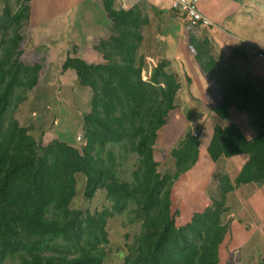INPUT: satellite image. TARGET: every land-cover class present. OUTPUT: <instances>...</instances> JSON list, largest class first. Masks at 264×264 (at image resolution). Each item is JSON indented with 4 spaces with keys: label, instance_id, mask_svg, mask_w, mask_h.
<instances>
[{
    "label": "trees",
    "instance_id": "16d2710c",
    "mask_svg": "<svg viewBox=\"0 0 264 264\" xmlns=\"http://www.w3.org/2000/svg\"><path fill=\"white\" fill-rule=\"evenodd\" d=\"M115 1L101 0L110 27L94 50L104 63H86L72 45L61 64L62 73L73 71L77 85L90 91L81 142L74 146L58 138L38 145L27 127L7 116L38 86L43 65L24 62L30 0H14L15 10L11 0H0V264H103L108 220L123 213L128 223H139V229L126 244L122 264H236L230 255L223 262L220 258L223 218L230 212L227 197L234 192L223 168L212 174L210 204L178 223L181 210L172 209L173 191L198 162L199 138L187 129L169 153L175 168L160 170L154 147L176 108L180 84L164 60L143 79L145 55H139V46L149 21L137 7L116 8ZM197 29L192 25L188 29L195 61L219 91L212 114L225 121L234 108L247 116L256 132L253 139H246L234 123L215 125L206 147L208 158L218 164L247 156L246 166L262 186L264 83L236 65L250 56L246 47L233 49L221 64L208 35ZM107 145L136 154L131 181L117 176ZM76 175L84 178L85 200L91 201L101 190L110 206L94 212L71 209Z\"/></svg>",
    "mask_w": 264,
    "mask_h": 264
},
{
    "label": "crops",
    "instance_id": "0c3cea01",
    "mask_svg": "<svg viewBox=\"0 0 264 264\" xmlns=\"http://www.w3.org/2000/svg\"><path fill=\"white\" fill-rule=\"evenodd\" d=\"M246 1L248 0H200L199 11L213 21L214 27L207 30L200 28L197 30L206 33L215 49L223 55H229L233 49L242 45L243 42L246 43V50L250 55L248 58H253V61L257 62L253 68L255 72L248 71L254 76H258L264 83V54L262 56L257 54L260 50L264 51V39L261 41L260 38H255L260 40L262 44H254L247 39L249 36L253 37V32H258L260 29L250 19L251 13L249 12L248 15V11H242L247 5ZM115 7L123 9L137 7L141 14L147 17L149 24L142 28L144 39L139 46V55L144 54L147 59L151 57L155 65L159 61H166L168 71L176 74L180 84L176 108L171 112L167 123L161 128L158 141L154 147V153L155 150H159L160 153L169 155L177 142L174 140L191 127L189 126L190 123L196 128H201L204 118H210L211 106L218 100L219 94H217L216 89L212 91L210 84L195 61L196 50L189 43L188 29L190 23L172 10L170 0H116ZM33 11H39L36 13L43 17L44 26L51 25L53 30H71L78 33L73 44L77 48V57L89 64L104 63L102 55L94 50V46L99 40L107 37L110 27V20L106 17L101 0H30V23L32 22L31 19H34L32 17ZM50 11L76 12L70 17L64 12L63 17H58L57 20L52 21L50 18L47 20ZM52 15L54 14L52 13ZM48 21L50 22L48 23ZM225 26L229 30L224 28ZM261 31H264L263 27ZM87 38L89 40H86ZM54 53L53 46H50V57ZM65 57L60 62V68ZM65 73L71 74L69 71ZM186 109L195 113L191 120L189 116L184 114ZM229 114L230 123L228 124L211 119L213 123L211 134L215 125L224 127L234 123L240 128L246 139L255 137L256 132L248 125L244 113L230 108ZM177 122H179L178 125ZM179 131L181 132L179 133ZM191 131L193 135H197L199 138V152L202 148L206 154L203 153L204 157L198 159L193 173L195 174L202 169L205 172L209 168L208 162L212 164L206 153L211 134L207 133L206 140L201 145V131L198 132L195 128H192ZM247 158V156H236L212 165L214 169L223 168L228 174L234 186V192L228 195L227 204L232 206L238 202L240 211L237 216H240L244 223L251 226L250 229H246L241 224V219V222L234 220V218L231 219V237L228 240L230 251L241 254L249 252L250 249L254 250L255 248L257 250L258 248L259 254L264 260V184L258 185L253 178L246 166ZM193 173L183 175L180 180ZM202 178H198L196 182H201ZM236 180L242 182L237 184ZM232 197L236 198L235 202ZM207 201L205 207L211 202L209 198Z\"/></svg>",
    "mask_w": 264,
    "mask_h": 264
},
{
    "label": "rangeland",
    "instance_id": "374dc122",
    "mask_svg": "<svg viewBox=\"0 0 264 264\" xmlns=\"http://www.w3.org/2000/svg\"><path fill=\"white\" fill-rule=\"evenodd\" d=\"M246 2L248 6L246 5L245 10L242 11H248V15L250 12V19H252L260 29L258 32H253V37L249 36L246 38L254 44H262L261 41L264 39V31H261V28H264V0H248ZM11 7L13 10L16 9L14 0H11ZM36 12L39 11H33L32 17L34 19H31V23L29 20V24L25 30V40L23 43V49L25 50L24 62L29 64H42V75L38 86L26 93L27 98L25 101L19 103L17 106L13 105L7 116L16 119L21 126L27 127L28 133L37 139L38 145L45 144L52 138H58L70 145L78 146L81 142L79 139L81 140L82 138V115L88 111L90 91L77 85L73 71H69L71 74H68L65 72L62 73L60 70V62L75 43L74 40H76L78 33L71 30H53L51 25L44 26L43 17L39 16ZM58 12L59 11H50L47 20L50 18L52 21H55L58 17H63L64 12L70 17L71 14H74L76 11H60L59 14ZM52 13L54 15H52ZM49 22L50 21H48V23ZM224 28L229 30L227 26ZM83 35L85 36V33H83ZM255 38H260L261 41ZM86 40H89V38ZM246 45V43H242V46L247 47ZM50 46H53L55 50L52 57H50ZM214 54L218 57L221 64L226 63L225 57L228 55H223V53L217 49ZM144 58L145 66L142 77L147 78L155 63L151 57L149 59L146 57ZM256 63L257 62L253 61V58L236 61V65L240 72L248 70L255 72L253 68ZM256 77L259 78L258 76ZM210 87L212 91L216 89L217 94H219L218 89L213 84H210ZM16 93L18 95L22 94L19 90ZM184 112L187 117L189 116L190 120L192 116L194 117L195 113L189 111V109H186ZM209 116L210 118H204L201 128H196V126L191 123L189 124L191 127L188 129L195 128L198 132L201 131V145L204 140H206L207 133L209 135L211 134L210 132L213 126L211 119L217 121L212 112L209 113ZM245 119H247L246 116ZM220 122H223V124L230 123L229 120ZM178 124L179 122H177V125ZM180 132L181 131H179V133ZM181 134L174 140V142L177 141L174 147L182 136ZM105 151H111L113 154L117 176L126 181H131V171L137 159L136 154L127 152L126 148L120 145H107ZM203 153L201 148L199 158L206 155L205 153L203 155ZM102 155L104 157L105 152H103ZM154 159L159 163L161 171L165 170L167 167L175 168V164L170 160L169 155L163 152L160 153L159 150H155ZM208 167L209 168H207L205 172L202 169L195 174L192 169V172L189 171L188 173H193L194 175L188 174L189 177L179 180L174 187L172 209L178 206L181 210L178 219L179 224H183L192 212L202 210L208 202L207 191L211 186L214 187L211 174L217 169H214V166L209 162ZM200 177H203L202 181L196 182ZM76 181L75 196L70 204L71 209L94 212L102 210L103 207L110 206L111 203L107 199L105 192L101 190L96 193L91 201L85 200L83 198L84 178L81 175H76ZM232 199H234V202L236 201L235 197H232ZM235 203L236 204L232 206L229 203L227 204L230 208V212L223 218L225 228L223 232L224 243L220 250L221 262L225 261L230 255L233 257L236 264H257L258 260L262 257V255L259 254L260 250L258 248L257 250H255V248L254 250L250 249L249 252L241 254L239 252L233 253L230 251V243L228 240L229 237H231V219L234 218V220L238 221L241 219L240 216H237V213L239 214L240 211V205L238 202ZM241 221V224L245 226L246 229L251 228L248 223H244L242 219ZM138 229L139 223H128L126 213L115 215L109 219L107 223L109 243L106 246L107 256L103 264H122L124 256L127 253L126 244L130 242L132 236Z\"/></svg>",
    "mask_w": 264,
    "mask_h": 264
},
{
    "label": "built area",
    "instance_id": "2783aa9c",
    "mask_svg": "<svg viewBox=\"0 0 264 264\" xmlns=\"http://www.w3.org/2000/svg\"><path fill=\"white\" fill-rule=\"evenodd\" d=\"M171 8L179 17L187 20L190 25L196 26L200 29H210L214 27L213 21L204 16L198 9L200 0H170ZM257 53V52H256ZM262 56V53H257ZM143 79H145L143 77ZM195 136V135H193ZM79 139V138H78Z\"/></svg>",
    "mask_w": 264,
    "mask_h": 264
}]
</instances>
